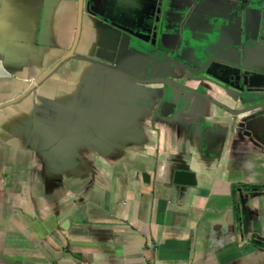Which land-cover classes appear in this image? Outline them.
<instances>
[{
  "label": "crops",
  "instance_id": "obj_1",
  "mask_svg": "<svg viewBox=\"0 0 264 264\" xmlns=\"http://www.w3.org/2000/svg\"><path fill=\"white\" fill-rule=\"evenodd\" d=\"M77 9L0 0V104ZM263 101L264 0H83L0 108V264H264Z\"/></svg>",
  "mask_w": 264,
  "mask_h": 264
},
{
  "label": "water",
  "instance_id": "obj_2",
  "mask_svg": "<svg viewBox=\"0 0 264 264\" xmlns=\"http://www.w3.org/2000/svg\"><path fill=\"white\" fill-rule=\"evenodd\" d=\"M82 1L83 0H78V9H77V24H76V31H75V37H74V41L72 44V47L70 48V50L68 51V53L62 58L60 59L53 67H51L49 70H47L45 73H43L39 78L35 79L33 82H31L29 84V86L25 89V91H23L20 95H18L17 97H15L14 99H11L9 101H6L4 103L0 104V108H4L6 106L15 104L17 102H19L21 99H23L25 96H27L29 93L33 92L34 89L36 88V86H38L42 81H44L47 77H49L57 68H59L65 61H67L68 59L72 58L74 56V48L75 45L77 43L78 40V36H79V26H80V16L82 13ZM156 21H158V18H156ZM154 30H156V26L154 27ZM153 37H155V34L153 35ZM173 60L172 63H174L175 65L181 66L183 68H185L188 72V75L191 77L193 75H198L201 72H205L206 74L220 79L218 77H216L214 74H212L210 71L206 70V67H198L197 65H194L182 58H180L179 56L173 55ZM198 68H201V70H198ZM222 80V79H221ZM264 106V101L258 104L253 105L252 107L248 108V109H255L258 107ZM247 110V109H246ZM237 112H241V111H237Z\"/></svg>",
  "mask_w": 264,
  "mask_h": 264
}]
</instances>
